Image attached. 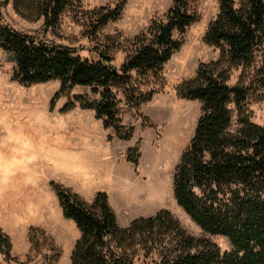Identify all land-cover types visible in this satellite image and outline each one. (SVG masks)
<instances>
[{
	"label": "trees",
	"instance_id": "16d2710c",
	"mask_svg": "<svg viewBox=\"0 0 264 264\" xmlns=\"http://www.w3.org/2000/svg\"><path fill=\"white\" fill-rule=\"evenodd\" d=\"M217 2V13L208 22L203 40L219 49L218 57L200 62L195 74L176 86L178 96L197 99L201 106L192 138L180 153L171 179L177 204L202 230L226 236L231 248L221 250L208 238L188 233L167 209L120 225L104 191L86 201L51 180L48 184L55 191L62 215L79 231L70 264H133L135 260L138 264H264V120H250L243 107L250 91L264 86V0ZM11 3L26 19L41 18L45 28L57 25L68 6H80V0ZM123 5L124 0H117L87 10L91 33L117 19ZM197 19L190 0H171L163 17L151 19L127 39L130 48L114 65L105 49L96 50L91 59L81 57L70 46L14 28L0 14V50L12 55L13 80L25 85L59 81L51 106L56 97L74 86H88L91 94L73 93L61 110L76 104L92 109L103 127H112L117 138L126 140L133 128L122 122L120 104L137 106L152 95L139 89L133 73H157L181 46L180 35ZM258 57L260 65L248 82L241 78L229 82L233 68L249 67ZM136 151V147L126 151V158L133 163L137 162ZM27 236L30 249L40 254L37 264L58 260L60 249L43 230L31 226ZM11 248L8 234L0 228V257L5 262L16 259Z\"/></svg>",
	"mask_w": 264,
	"mask_h": 264
},
{
	"label": "rangeland",
	"instance_id": "374dc122",
	"mask_svg": "<svg viewBox=\"0 0 264 264\" xmlns=\"http://www.w3.org/2000/svg\"><path fill=\"white\" fill-rule=\"evenodd\" d=\"M116 1L80 0L79 7L68 6L57 25L46 28L41 18L21 16L11 0H0V14L14 28L47 42L70 46L81 57L91 59L96 50L105 49L111 62L118 65L130 48L127 39L144 29L151 19L163 17L171 0H124L119 17L93 35L87 10ZM190 6L198 19L180 35L179 49L157 73H133L139 89L151 91L152 95L137 106L120 104L122 122L133 128L126 140L117 138L112 127H103L92 109L76 104L61 110L73 93H90L88 86H74L56 97L51 106L59 81L25 85L13 80L12 55L0 50V228L8 234L10 253L16 258L5 262L0 257V264L39 262L40 254L30 249L27 239L31 226L39 227L59 247L60 256L54 264H70V251L79 231L72 220L62 215L55 191L48 184L51 180L86 201H91L97 191H104L120 225L136 216L167 209L188 233L208 238L221 250L231 248L226 236L202 230L172 193L174 168L192 138L201 106L197 99L178 96L176 86L192 77L200 62L216 59L219 52L203 40L208 22L217 13V0H190ZM259 59L249 67L233 68L229 82L240 78L248 82L260 65ZM118 96L121 97L119 93ZM243 107L250 120L262 123L264 86L252 89ZM233 124L237 125L236 114ZM172 127L178 130L174 137L178 140L173 143ZM129 147H136V163L126 158ZM138 263L135 260L133 264Z\"/></svg>",
	"mask_w": 264,
	"mask_h": 264
},
{
	"label": "bare ground",
	"instance_id": "6f19581e",
	"mask_svg": "<svg viewBox=\"0 0 264 264\" xmlns=\"http://www.w3.org/2000/svg\"><path fill=\"white\" fill-rule=\"evenodd\" d=\"M172 130L174 131V133H172V139H171V142L173 143L174 141H176V140H178V137H176V138H174L175 137V135H177V129L176 128H173L172 127ZM176 130V131H175ZM174 138V139H173ZM176 145H178V143L176 144ZM160 191V190H159ZM142 194H144V193H142Z\"/></svg>",
	"mask_w": 264,
	"mask_h": 264
}]
</instances>
